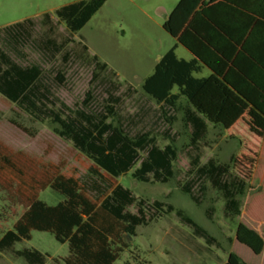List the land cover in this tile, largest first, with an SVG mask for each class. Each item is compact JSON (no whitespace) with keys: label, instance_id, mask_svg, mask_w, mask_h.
Listing matches in <instances>:
<instances>
[{"label":"rangeland","instance_id":"rangeland-1","mask_svg":"<svg viewBox=\"0 0 264 264\" xmlns=\"http://www.w3.org/2000/svg\"><path fill=\"white\" fill-rule=\"evenodd\" d=\"M79 1L84 0H0V50L22 69L38 66L52 75L62 71L66 82L56 95L68 106L82 102L91 91L98 106L102 107L104 100L113 103L129 131L151 132L162 147L168 141L160 135L171 126L179 135L177 146L184 152L176 169L187 171L189 138L180 115L168 124L160 118L159 106L142 91L144 80L160 58L177 43L164 24L180 0H107L82 30L72 33L57 18L56 11ZM176 54L190 58L180 45ZM95 56L117 77L106 79L104 75L92 81ZM206 76V89L215 96L212 85L216 80L209 72ZM218 87L223 88L220 82ZM177 92L175 87L173 93ZM216 100L205 106L197 98L193 102L210 122L202 161L216 157L229 162L235 154V170L247 178V112H234L224 99ZM57 128V124L28 113L0 93V236L13 229L39 183L61 174L97 203L115 199L134 216H139L140 209L144 211L145 224L136 229L134 237L125 235L129 248L115 264H220L227 260L233 246L229 239L234 238L239 219L231 222L224 218V200L217 191L209 188L202 205L197 206L179 190L175 180L161 184L138 182L130 175L113 178L61 138ZM38 199L54 206L62 197L47 188L40 191ZM155 201L183 210L219 241L220 248L203 251L205 241L193 239L191 229L175 213L159 210ZM211 207L214 212L209 219ZM16 248H34L60 262L69 255L68 244L59 243L49 232L33 231L32 239ZM50 264H55L54 260Z\"/></svg>","mask_w":264,"mask_h":264},{"label":"trees","instance_id":"trees-1","mask_svg":"<svg viewBox=\"0 0 264 264\" xmlns=\"http://www.w3.org/2000/svg\"><path fill=\"white\" fill-rule=\"evenodd\" d=\"M106 1L71 3L59 8L56 16L70 32L76 33ZM227 6L243 9L242 0H180L164 24L166 32L177 43L160 58L153 73L142 84L146 98L159 106L162 120L172 124L180 115L189 138L185 153L190 167L185 172L176 169L183 150L177 146L179 135L172 132L171 126L160 135L168 141L162 147L151 132L129 131L124 118L114 111L113 103L104 100L103 106H98L91 91L82 102L74 107L68 106L56 95L66 82L62 71L52 75L38 66L22 69L0 50V93L28 113L57 124L56 132L61 138L70 141L80 153L113 178L130 175L138 182L161 184L175 180L179 190L197 206L202 205L209 188L217 191L224 200V218L231 222L239 219L230 243L233 245L236 240L255 254H260L264 248L263 238L240 221L242 198L249 188V180L236 172L235 154L229 162L216 157L202 161L203 148L208 146L210 124L193 105L207 82L198 74L207 66L264 118V79H258L264 76V32L254 31L258 24L264 28V0H247V41L243 36H233L226 25L217 22L220 11ZM239 15L242 14L237 13L235 18L238 19ZM227 16L229 14L222 13V17ZM198 19L211 23L221 33V40L214 43L200 34L196 28ZM203 43L207 45L206 50ZM179 45L192 52L194 58H179L176 54ZM93 60L92 81L104 75L106 79L110 75L117 77L97 56ZM3 65L5 69L1 70ZM175 87L178 88L177 93H173ZM47 188L62 197L58 204L50 206L38 199L40 191ZM28 203L13 229L0 238V256L23 260L26 264H48L50 259L49 255L34 248H16L17 244L31 240L33 231L52 233L59 243L68 244L69 255L61 262L54 259L56 264H115L129 248L125 235L134 237L136 229L144 225L146 219L142 209L139 216H134L115 199L107 198L101 203L93 201L71 179L61 174L39 183ZM154 204L167 214L175 213L182 224L191 229L193 239H203V251L220 248L219 241L183 210L171 203L155 201ZM213 212V207L208 209L209 219ZM220 264L244 262L229 252L227 260H221Z\"/></svg>","mask_w":264,"mask_h":264},{"label":"crops","instance_id":"crops-1","mask_svg":"<svg viewBox=\"0 0 264 264\" xmlns=\"http://www.w3.org/2000/svg\"><path fill=\"white\" fill-rule=\"evenodd\" d=\"M242 4L243 9H239L234 6H227L225 9L222 8L220 11V18H218L217 22L222 25H226L228 31H230L233 36H243L244 40L247 41V0H242ZM222 13H227L229 16H227V18L222 17ZM237 13L242 14L239 15L238 19L235 18ZM196 28L200 34L210 38L211 41H214V43L217 40H221V33L211 23H206V21H200L198 19ZM254 31L264 32V28H261L258 24ZM198 41L201 42L200 39H198ZM206 47L207 45L203 43V48L205 49ZM185 49L190 54V58L186 60H191L194 58L193 53L187 48ZM206 72L211 73L216 80L212 85L216 91L215 96L214 93H211V96L210 93H208L209 89H206L208 85ZM198 77H205L207 79L206 84L195 97V99L197 98V100L201 101L204 106L206 104L208 105V103L210 104V100L211 102H214V99H220V101L224 99L228 109L234 112H247V165L249 168L247 171V178L242 174H238L249 180L250 184L246 195L242 198L243 205L240 219L243 224L256 231L264 240V118H262L249 103L245 102L229 86L222 82L220 78L215 76L211 68L204 66L202 73L198 74ZM258 79L263 80L264 76L261 75ZM219 82L223 86L222 90L218 87ZM224 87L227 89L225 90ZM218 95H221V97L219 96V98H215ZM212 97H214V99H212ZM218 100H216V102H218ZM200 113L202 114V112ZM241 246L242 245H240L239 242L235 240L231 252L237 255L244 262V264H264V248L260 254H255L244 245L243 247H245L246 251L244 249H239ZM52 260H54V258H51L48 264H50ZM0 264L26 263L22 260H12L8 256L1 255Z\"/></svg>","mask_w":264,"mask_h":264}]
</instances>
